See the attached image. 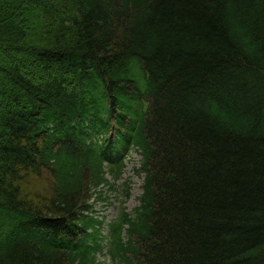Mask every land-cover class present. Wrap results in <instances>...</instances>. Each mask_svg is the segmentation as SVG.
I'll use <instances>...</instances> for the list:
<instances>
[{
  "label": "trees",
  "instance_id": "obj_1",
  "mask_svg": "<svg viewBox=\"0 0 264 264\" xmlns=\"http://www.w3.org/2000/svg\"><path fill=\"white\" fill-rule=\"evenodd\" d=\"M132 148L111 264H264V0H0V264H106Z\"/></svg>",
  "mask_w": 264,
  "mask_h": 264
},
{
  "label": "rangeland",
  "instance_id": "obj_2",
  "mask_svg": "<svg viewBox=\"0 0 264 264\" xmlns=\"http://www.w3.org/2000/svg\"><path fill=\"white\" fill-rule=\"evenodd\" d=\"M139 157L137 154L130 155V159L126 162V171L121 177V179L110 181L109 186L103 187L97 194L94 196V201H91L93 204L92 214L99 220H104L105 227L104 231L106 232V225L109 222L115 220L118 217V210L120 205L124 204V207L128 212L134 210L138 206L137 199L141 194V185L142 179L134 173V170L138 168ZM129 186V198H124V184ZM100 195V196H98ZM100 198V199H98ZM109 259L104 257L101 261Z\"/></svg>",
  "mask_w": 264,
  "mask_h": 264
}]
</instances>
